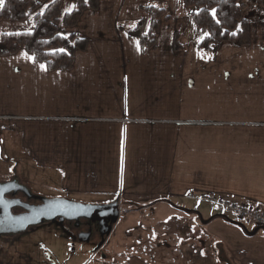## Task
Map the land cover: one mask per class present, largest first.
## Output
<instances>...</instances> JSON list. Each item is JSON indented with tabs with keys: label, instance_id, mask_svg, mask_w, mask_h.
Listing matches in <instances>:
<instances>
[{
	"label": "crops",
	"instance_id": "1",
	"mask_svg": "<svg viewBox=\"0 0 264 264\" xmlns=\"http://www.w3.org/2000/svg\"><path fill=\"white\" fill-rule=\"evenodd\" d=\"M157 4L170 19L157 49L142 55L123 27L149 21L144 8ZM180 8L178 0H100L69 31L86 40L71 71L50 72L24 51L0 58V126L12 128L13 155L29 159L30 180L93 204L118 200L120 214L124 205L157 212L203 197L264 211V22L250 20L249 47L224 44L212 60L197 48L203 35L173 50L175 33L190 28ZM203 212L166 217L196 222ZM222 217L208 228L225 260L203 239L191 263L264 264V231Z\"/></svg>",
	"mask_w": 264,
	"mask_h": 264
},
{
	"label": "rangeland",
	"instance_id": "2",
	"mask_svg": "<svg viewBox=\"0 0 264 264\" xmlns=\"http://www.w3.org/2000/svg\"><path fill=\"white\" fill-rule=\"evenodd\" d=\"M4 1L2 0V3ZM26 1L20 0L23 4ZM63 2V6L65 5L63 11L70 10L73 3L67 0ZM246 2L249 6L245 11V17L249 20L264 22V8L256 6L251 0H246ZM180 10L185 13L190 22V28L183 27L182 38L192 40L197 35L205 37V34L195 28L191 22L189 12L182 6ZM126 24L133 26L134 23ZM19 25L21 26L20 32L31 31L33 20L30 19L29 22H1L0 35ZM12 132V128L0 126V184L17 181L33 195L42 198H60L87 205L93 204L89 200H80L59 191H48L45 188L46 182L34 178V174L30 180L29 159L17 158L13 155ZM176 206L175 209L164 206L156 212L150 206L138 205L134 209L129 205H124L109 241L112 247H104L100 251H97L99 245L95 246V239L92 243L80 242L76 234L69 231L68 225L57 221L46 222L30 228L25 234L3 236L0 237V264H199V262L202 264L203 261L191 263L190 258L193 257L192 251L195 247L204 246L203 239L210 242L208 246L213 245V248L220 251L217 255H211L216 261L226 258V254H223L221 249L224 246L223 242L219 238L209 237L208 226L212 219H216L214 216L224 215L222 218L229 223H232L231 221L241 223L250 231L256 229L252 220L242 222L237 214H228L224 208H218L210 201L187 202L182 200L176 202ZM180 209L185 213L202 209L206 215L196 222L188 215H182L181 221L176 218H168L172 214H178ZM153 215L159 218L146 220V217ZM162 216L168 217L161 220ZM204 254H202L203 257H206L207 255ZM227 261H232L230 264H233L232 259H227ZM223 262L225 263V261Z\"/></svg>",
	"mask_w": 264,
	"mask_h": 264
},
{
	"label": "trees",
	"instance_id": "3",
	"mask_svg": "<svg viewBox=\"0 0 264 264\" xmlns=\"http://www.w3.org/2000/svg\"><path fill=\"white\" fill-rule=\"evenodd\" d=\"M64 0H5L0 3V22H29L33 29L0 35V58L24 51L42 64L50 72L71 71L75 65V55L86 49V40L72 31L87 11H97L100 0H67L72 2L70 12L63 11ZM182 8L189 12L195 28L205 37L197 44L199 51L216 58L224 44L236 48H246L252 44L250 20L245 17L249 6L246 0H178ZM264 8V0H251ZM42 10V11H41ZM144 12L149 21L139 20L134 27L123 29L135 39L140 53L145 55L157 49L162 22L169 20L167 9L160 4L147 5ZM181 33L173 38V50L183 51Z\"/></svg>",
	"mask_w": 264,
	"mask_h": 264
},
{
	"label": "water",
	"instance_id": "4",
	"mask_svg": "<svg viewBox=\"0 0 264 264\" xmlns=\"http://www.w3.org/2000/svg\"><path fill=\"white\" fill-rule=\"evenodd\" d=\"M18 192H22L29 199L40 201L42 204L32 206L21 200L7 198V195ZM16 208L25 210L26 213L15 215L13 210ZM119 216L118 200L109 205H86L68 199H46L33 195L26 187L15 181L0 184V237L25 234L29 228L37 227L46 222L88 219L101 222L107 227L106 231L102 233L101 244H104L117 224ZM259 230L257 229L253 234Z\"/></svg>",
	"mask_w": 264,
	"mask_h": 264
},
{
	"label": "flooded vegetation",
	"instance_id": "5",
	"mask_svg": "<svg viewBox=\"0 0 264 264\" xmlns=\"http://www.w3.org/2000/svg\"><path fill=\"white\" fill-rule=\"evenodd\" d=\"M7 198L10 200H21L22 202L30 204L32 206H38L42 204L40 201L29 199L22 192H18L17 194L11 193L7 195ZM13 213L15 215H19V214L26 213V211L20 208H16L13 210ZM59 223L68 225L69 231L74 235L76 234L77 239L80 242L92 243V241L95 239L96 240L95 246L102 245L101 244L102 243V233L105 232L107 229V227L101 222L88 220V219H80L78 221H64V222H59ZM29 230L30 228L28 229V231Z\"/></svg>",
	"mask_w": 264,
	"mask_h": 264
},
{
	"label": "built area",
	"instance_id": "6",
	"mask_svg": "<svg viewBox=\"0 0 264 264\" xmlns=\"http://www.w3.org/2000/svg\"><path fill=\"white\" fill-rule=\"evenodd\" d=\"M204 201H210L213 203H217L219 206L223 207L228 214H237L239 216L240 221L245 222L246 220H252L254 222V226L264 230V211L258 208H252L248 205H239L224 202L223 199H219L214 201L207 197H203Z\"/></svg>",
	"mask_w": 264,
	"mask_h": 264
},
{
	"label": "snow or ice",
	"instance_id": "7",
	"mask_svg": "<svg viewBox=\"0 0 264 264\" xmlns=\"http://www.w3.org/2000/svg\"><path fill=\"white\" fill-rule=\"evenodd\" d=\"M0 3H2V0H0ZM34 59V58H33Z\"/></svg>",
	"mask_w": 264,
	"mask_h": 264
}]
</instances>
